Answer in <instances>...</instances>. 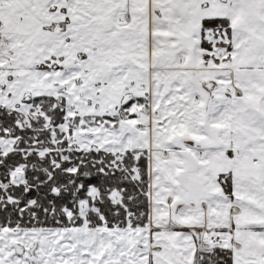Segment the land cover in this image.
I'll return each instance as SVG.
<instances>
[{
    "label": "snow or ice",
    "instance_id": "obj_1",
    "mask_svg": "<svg viewBox=\"0 0 264 264\" xmlns=\"http://www.w3.org/2000/svg\"><path fill=\"white\" fill-rule=\"evenodd\" d=\"M0 264H264V0H0Z\"/></svg>",
    "mask_w": 264,
    "mask_h": 264
}]
</instances>
